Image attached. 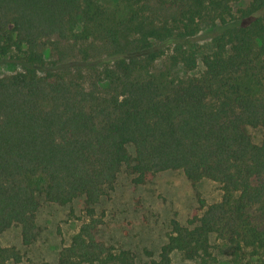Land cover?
<instances>
[{"label":"trees","instance_id":"1","mask_svg":"<svg viewBox=\"0 0 264 264\" xmlns=\"http://www.w3.org/2000/svg\"><path fill=\"white\" fill-rule=\"evenodd\" d=\"M236 1L115 0L108 9L98 0H0V55L21 53L26 64L0 76V235L19 226L29 247L39 197L59 206L82 198L85 220L57 264H136L99 238L95 206L124 167L135 185L181 171L192 184H219L221 198L198 200L202 213L187 225L171 220L157 259L144 264H172L174 252L217 264L211 235L231 264H264V132L255 144L246 131L264 129V0L235 15ZM215 24L199 58L189 40ZM169 46L171 67L193 72L200 60L202 72L152 71ZM245 249L259 258L242 263ZM21 260L0 246V264Z\"/></svg>","mask_w":264,"mask_h":264},{"label":"rangeland","instance_id":"2","mask_svg":"<svg viewBox=\"0 0 264 264\" xmlns=\"http://www.w3.org/2000/svg\"><path fill=\"white\" fill-rule=\"evenodd\" d=\"M248 1L237 0L233 4V12L245 6ZM98 3L108 9L117 5L115 0H98ZM218 26L219 24L202 25L195 37L189 40L188 46L198 52L199 58L210 51ZM171 50L172 46L163 48L164 53L154 63L152 71L164 72L173 79L194 76L202 72L200 60L197 70L193 72H185L180 66L171 67L168 61ZM50 63L46 52L45 68L51 69ZM25 65L21 53L11 51L5 56L0 55V76L23 71ZM87 65L92 67L98 63L92 62ZM38 73L41 74L42 71L39 69ZM246 131L253 143L261 142L263 128L247 127ZM128 151L132 156L131 146L128 147ZM132 178L124 167L117 176L114 189L102 197L95 210L97 214H103L104 220L98 232L99 238L116 251L130 252L136 264L157 259L161 246L167 241L171 220L187 225V221L195 213L198 215L202 213L198 200L211 204L218 202L222 194L219 184L207 179L192 184L181 171L158 173L142 185L133 184ZM39 201L40 208L36 214L39 233L29 247L21 244L19 226H13L0 235V246L14 247L22 256L20 263L10 261L8 264H57L59 251L70 243L72 236L78 232L85 220L82 198L65 206L46 203L42 197H39ZM210 245L217 264H231L232 256L229 250L215 235L210 236ZM240 258L244 263L255 261L259 257L245 249ZM171 260L172 264H193L185 260L179 252L172 253Z\"/></svg>","mask_w":264,"mask_h":264}]
</instances>
